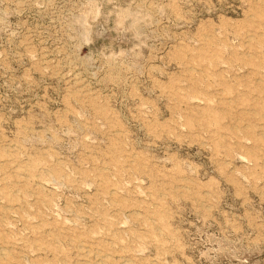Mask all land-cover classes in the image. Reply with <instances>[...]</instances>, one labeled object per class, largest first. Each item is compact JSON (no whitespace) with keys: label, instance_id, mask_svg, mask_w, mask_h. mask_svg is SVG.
<instances>
[{"label":"rangeland","instance_id":"1","mask_svg":"<svg viewBox=\"0 0 264 264\" xmlns=\"http://www.w3.org/2000/svg\"><path fill=\"white\" fill-rule=\"evenodd\" d=\"M0 264H264V0H0Z\"/></svg>","mask_w":264,"mask_h":264}]
</instances>
